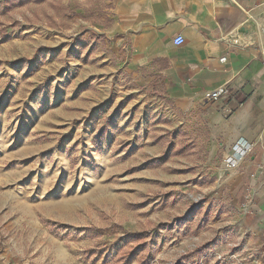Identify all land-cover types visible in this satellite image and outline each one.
I'll return each instance as SVG.
<instances>
[{
	"label": "rangeland",
	"instance_id": "374dc122",
	"mask_svg": "<svg viewBox=\"0 0 264 264\" xmlns=\"http://www.w3.org/2000/svg\"><path fill=\"white\" fill-rule=\"evenodd\" d=\"M51 2L0 17V264H236L202 117L129 68L110 0Z\"/></svg>",
	"mask_w": 264,
	"mask_h": 264
},
{
	"label": "crops",
	"instance_id": "0c3cea01",
	"mask_svg": "<svg viewBox=\"0 0 264 264\" xmlns=\"http://www.w3.org/2000/svg\"><path fill=\"white\" fill-rule=\"evenodd\" d=\"M109 4L107 32L126 51L129 68L163 85L179 113L202 117L227 158L237 142L251 146L228 175L240 211L232 257L236 264H264V0ZM177 36L183 45H174ZM220 86L226 96L203 100Z\"/></svg>",
	"mask_w": 264,
	"mask_h": 264
},
{
	"label": "built area",
	"instance_id": "2783aa9c",
	"mask_svg": "<svg viewBox=\"0 0 264 264\" xmlns=\"http://www.w3.org/2000/svg\"><path fill=\"white\" fill-rule=\"evenodd\" d=\"M174 45L181 46L184 43V39L181 36H177L174 41ZM226 58L223 57L220 59L221 63H225ZM228 94V90L225 86L217 87L213 90L207 91L204 96L203 100L205 102H216L223 96ZM251 146L244 141L237 142L232 147V154L229 156L225 162V167L229 170L236 169L238 167L239 162L243 159V157L249 153Z\"/></svg>",
	"mask_w": 264,
	"mask_h": 264
},
{
	"label": "trees",
	"instance_id": "16d2710c",
	"mask_svg": "<svg viewBox=\"0 0 264 264\" xmlns=\"http://www.w3.org/2000/svg\"><path fill=\"white\" fill-rule=\"evenodd\" d=\"M49 0H3L0 1V17L7 16L14 9L27 6V5H39ZM61 0H52L51 7L53 8V14L58 16L63 7L60 5Z\"/></svg>",
	"mask_w": 264,
	"mask_h": 264
}]
</instances>
